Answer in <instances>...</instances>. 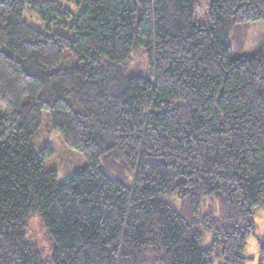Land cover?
I'll use <instances>...</instances> for the list:
<instances>
[{
  "label": "trees",
  "instance_id": "16d2710c",
  "mask_svg": "<svg viewBox=\"0 0 264 264\" xmlns=\"http://www.w3.org/2000/svg\"><path fill=\"white\" fill-rule=\"evenodd\" d=\"M0 0V264H247L264 209V45L234 27L264 0ZM35 13L40 31L25 20ZM71 52L76 65L59 66ZM137 53L150 75L130 73ZM87 160L61 183L33 141L44 121ZM261 264H264V256Z\"/></svg>",
  "mask_w": 264,
  "mask_h": 264
},
{
  "label": "rangeland",
  "instance_id": "374dc122",
  "mask_svg": "<svg viewBox=\"0 0 264 264\" xmlns=\"http://www.w3.org/2000/svg\"><path fill=\"white\" fill-rule=\"evenodd\" d=\"M41 1V0H31ZM74 14H78L82 9L76 5V0H60ZM198 8L196 10L195 24H206L208 22V12L212 0H195ZM25 20L31 26L46 31V23L42 21L35 13L25 12ZM229 45L233 48L235 56L244 55L254 56L264 45V21L240 24L234 27L229 39ZM76 65V59L71 52L65 53V59L59 66L60 69L72 68ZM130 73L149 76L151 71L149 62L143 53L134 55L127 67ZM4 109L0 104V115H4ZM33 141L37 150L46 146L55 149L56 153L47 160L46 168L56 170L59 173L61 183L66 182L76 172L86 166L87 160L80 153L68 148L60 136L51 129L50 118L47 113L44 114L43 125L39 132L34 136ZM256 226L255 232L250 236L244 256L250 258L247 264H261L264 256V209H258L254 215ZM28 241L36 245L40 250L43 259L53 264V254L55 243L49 236L40 216L33 213L28 220Z\"/></svg>",
  "mask_w": 264,
  "mask_h": 264
}]
</instances>
